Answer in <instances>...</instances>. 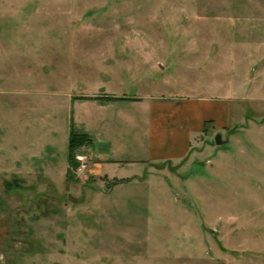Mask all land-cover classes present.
<instances>
[{"label":"rangeland","instance_id":"obj_1","mask_svg":"<svg viewBox=\"0 0 264 264\" xmlns=\"http://www.w3.org/2000/svg\"><path fill=\"white\" fill-rule=\"evenodd\" d=\"M113 95L229 121L181 159L82 146L67 178L70 119ZM0 264H264V0H0Z\"/></svg>","mask_w":264,"mask_h":264},{"label":"crops","instance_id":"obj_2","mask_svg":"<svg viewBox=\"0 0 264 264\" xmlns=\"http://www.w3.org/2000/svg\"><path fill=\"white\" fill-rule=\"evenodd\" d=\"M113 96L117 98L111 102L98 103L102 107L120 104L113 107L116 112L114 115L118 116L120 122L114 121L113 114L112 117L106 114L99 119L98 128L82 122L80 130L91 136L92 143L89 148L93 154L98 151L95 155L103 162L102 170H105L106 162L120 167L122 161L134 165L145 161L181 159L190 153L193 139L204 132L208 122L214 121L213 129L216 130L226 127L229 121L230 108L225 101L189 97L169 103L151 101L147 97ZM123 127L125 129L121 130ZM119 148L126 153L130 149H139L145 153V158L129 156L131 158L118 159L115 155Z\"/></svg>","mask_w":264,"mask_h":264},{"label":"trees","instance_id":"obj_3","mask_svg":"<svg viewBox=\"0 0 264 264\" xmlns=\"http://www.w3.org/2000/svg\"><path fill=\"white\" fill-rule=\"evenodd\" d=\"M85 99H96V97H85ZM92 139L89 134L86 132H78L73 125L72 119L69 122V133L67 140V178L71 177V169L76 167L78 164L77 159L75 158L76 150L82 146H90Z\"/></svg>","mask_w":264,"mask_h":264},{"label":"water","instance_id":"obj_4","mask_svg":"<svg viewBox=\"0 0 264 264\" xmlns=\"http://www.w3.org/2000/svg\"><path fill=\"white\" fill-rule=\"evenodd\" d=\"M226 141L221 139V135L220 134H216L214 137V143L217 145H221L224 144Z\"/></svg>","mask_w":264,"mask_h":264},{"label":"built area","instance_id":"obj_5","mask_svg":"<svg viewBox=\"0 0 264 264\" xmlns=\"http://www.w3.org/2000/svg\"><path fill=\"white\" fill-rule=\"evenodd\" d=\"M86 168V163H81L80 166L77 168L78 172H82Z\"/></svg>","mask_w":264,"mask_h":264}]
</instances>
